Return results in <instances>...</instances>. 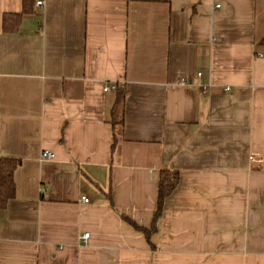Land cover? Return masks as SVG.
<instances>
[{"label": "crops", "instance_id": "obj_1", "mask_svg": "<svg viewBox=\"0 0 264 264\" xmlns=\"http://www.w3.org/2000/svg\"><path fill=\"white\" fill-rule=\"evenodd\" d=\"M33 8L0 0V264H264V0Z\"/></svg>", "mask_w": 264, "mask_h": 264}, {"label": "trees", "instance_id": "obj_2", "mask_svg": "<svg viewBox=\"0 0 264 264\" xmlns=\"http://www.w3.org/2000/svg\"><path fill=\"white\" fill-rule=\"evenodd\" d=\"M35 0H22V9L20 12H4L2 15V29L5 32H14L18 29L22 16L25 13L32 12L34 10ZM264 42V38L261 42ZM117 95L112 107V126L116 123H122V106L126 97V89L118 86ZM114 135V132H113ZM114 139V138H113ZM114 147V140L112 142V148ZM20 163V159L16 157L1 156L0 157V208L4 207L8 200L15 193L14 171L17 165ZM179 181V174L176 170L163 168L159 171L158 188H157V202L156 210L153 218V224L160 214L163 206V202L166 196L175 188ZM130 223L137 229L147 233L148 230L142 226L137 225L131 219H128ZM154 227V225L152 226Z\"/></svg>", "mask_w": 264, "mask_h": 264}, {"label": "built area", "instance_id": "obj_3", "mask_svg": "<svg viewBox=\"0 0 264 264\" xmlns=\"http://www.w3.org/2000/svg\"><path fill=\"white\" fill-rule=\"evenodd\" d=\"M42 2H43V0H36V4H38V5H40ZM115 87H116V83H111V84H105L103 88L104 89H109V88H115ZM225 88H228V86H225ZM41 156L42 157H50V156H52V152L51 151H48V150L42 151ZM249 158L254 159V155H250ZM81 200H83L84 202H86V201L89 200V197L86 196V195H81ZM87 235H88V232H84L81 235V238H83L85 240V238L87 237Z\"/></svg>", "mask_w": 264, "mask_h": 264}]
</instances>
